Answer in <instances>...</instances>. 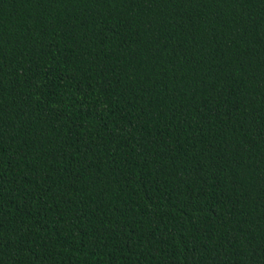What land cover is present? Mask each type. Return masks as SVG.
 I'll return each instance as SVG.
<instances>
[{"label":"trees","instance_id":"trees-1","mask_svg":"<svg viewBox=\"0 0 264 264\" xmlns=\"http://www.w3.org/2000/svg\"><path fill=\"white\" fill-rule=\"evenodd\" d=\"M0 264H264V0H0Z\"/></svg>","mask_w":264,"mask_h":264}]
</instances>
